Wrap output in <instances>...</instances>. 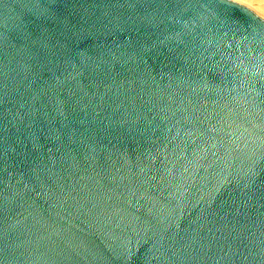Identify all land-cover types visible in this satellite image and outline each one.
<instances>
[{
    "label": "water",
    "instance_id": "95a60500",
    "mask_svg": "<svg viewBox=\"0 0 264 264\" xmlns=\"http://www.w3.org/2000/svg\"><path fill=\"white\" fill-rule=\"evenodd\" d=\"M0 264H264V18L0 0Z\"/></svg>",
    "mask_w": 264,
    "mask_h": 264
},
{
    "label": "bare ground",
    "instance_id": "6f19581e",
    "mask_svg": "<svg viewBox=\"0 0 264 264\" xmlns=\"http://www.w3.org/2000/svg\"><path fill=\"white\" fill-rule=\"evenodd\" d=\"M248 8L254 13L264 18V0H233Z\"/></svg>",
    "mask_w": 264,
    "mask_h": 264
}]
</instances>
